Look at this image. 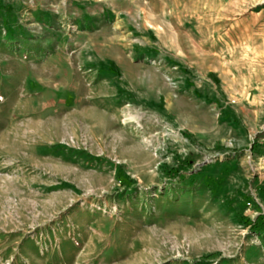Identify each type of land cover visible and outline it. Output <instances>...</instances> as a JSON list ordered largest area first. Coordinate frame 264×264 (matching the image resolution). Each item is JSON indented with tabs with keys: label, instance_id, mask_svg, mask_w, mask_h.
Masks as SVG:
<instances>
[{
	"label": "rangeland",
	"instance_id": "374dc122",
	"mask_svg": "<svg viewBox=\"0 0 264 264\" xmlns=\"http://www.w3.org/2000/svg\"><path fill=\"white\" fill-rule=\"evenodd\" d=\"M0 264H264V0H0Z\"/></svg>",
	"mask_w": 264,
	"mask_h": 264
}]
</instances>
